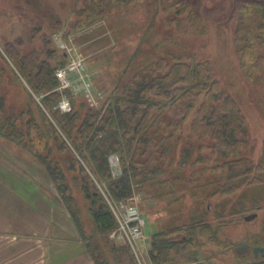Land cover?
I'll return each instance as SVG.
<instances>
[{
  "label": "rangeland",
  "instance_id": "rangeland-1",
  "mask_svg": "<svg viewBox=\"0 0 264 264\" xmlns=\"http://www.w3.org/2000/svg\"><path fill=\"white\" fill-rule=\"evenodd\" d=\"M175 1L181 4L183 0H133L121 6L114 4L110 6L106 19L84 25L81 24L86 19L81 11L83 0H0V94L4 96L8 110L16 116L24 113L18 120L19 126H25L30 119L39 128L47 143L43 155L48 154V159L59 164L67 176V183L72 186L83 234L95 237L100 247L97 254L102 255L108 264H113V242L117 245L126 243L118 238L108 239L107 235L100 236L96 231L87 210L88 203L79 190L81 179L78 183L73 182L74 177L80 178L81 175L74 160L79 161V158L70 144L66 143L65 147L60 141L55 142L50 129L52 117L41 102L44 95L37 96L31 91L9 59L7 49L21 57L35 53L40 62L53 67L61 60L60 45L73 47L70 49L73 56L84 60V78L90 84L94 101L92 105L86 97L71 94L74 111L82 114L88 108L102 114L106 112L118 84L135 71H143L159 57L166 56L168 51L177 55L191 54L198 61H207L218 90L232 97L244 116L247 136L242 157L248 163L257 164L264 160V45L256 53L259 63L255 67V62L248 64V68L243 69L234 44L240 10L236 3L240 0H185L204 20L206 29L203 33L192 31V24L190 29L186 28L189 19L180 24L172 22L176 13ZM249 1L264 3V0ZM248 71L251 75H246ZM123 75H126L125 79ZM72 83L77 84L73 80ZM79 89L78 93L82 94L84 91ZM65 95L71 103L67 93ZM187 123L185 136L174 148L177 158L186 143L193 147L198 144L193 137L186 135L190 133ZM26 148L0 137V167L7 168L9 178L14 175L15 180H8L6 186L10 185L23 196L25 192L17 183L26 179L28 183L38 184L47 198L61 203L45 167ZM71 153L76 156L73 158ZM116 156L120 161L119 171L113 179L121 177L124 171L121 156ZM70 160L75 168L69 172L66 162ZM191 172V168L184 171V183H175L176 191L172 194L165 189H161L163 193L152 192V189L144 192L138 185L131 186L132 193L123 202L135 206L145 220V240L135 253L132 251L136 263L151 264L149 252L154 234L168 231V239H179L187 230H180V234L175 232V227L189 223L205 209L207 228L197 230L192 248L195 264H264L262 254L253 255V248H264V173L261 185H247L224 193L222 183H225V177L219 176L221 170L194 172L190 177ZM95 182L88 183L90 189L96 188L105 197L104 183ZM205 183H208L205 188H194ZM252 214H256L254 219L244 220ZM241 247L243 250L239 251Z\"/></svg>",
  "mask_w": 264,
  "mask_h": 264
},
{
  "label": "trees",
  "instance_id": "trees-1",
  "mask_svg": "<svg viewBox=\"0 0 264 264\" xmlns=\"http://www.w3.org/2000/svg\"><path fill=\"white\" fill-rule=\"evenodd\" d=\"M131 1L83 0L81 11L86 19L81 24L106 19L111 5L121 6ZM175 3L176 13L172 22L180 24L189 19V27L186 28L190 29L192 24V31L205 32L204 20L190 9V2L183 0L181 4ZM236 6L240 10L234 44L242 68L246 69L254 62L255 67L260 61L257 50L264 45V3L240 0ZM167 53L118 84L103 114L89 108L84 114L74 111L73 96L68 92L72 109L62 114L55 109L61 94L57 91L54 71L64 65L65 56L61 53L60 62L51 67L46 62H40L35 53L21 57L7 49L9 59L31 91L37 96L44 95L41 102L52 117L50 129L55 142L70 144L78 156L79 161L71 153L81 173L80 178L74 177L73 182L78 183L81 179L79 190L88 203L91 221L98 234L107 235L108 239L116 231L117 222L107 200L123 202L131 195L132 185H138L144 192L152 189V192L163 193L161 189H165L172 194L176 191L175 183H184L182 174L190 168V177L194 172L221 170L219 176L225 177V183H222L224 193L247 185L262 184L264 160L252 164L242 157L247 136L244 116L235 100L218 90L211 65L207 61H198L191 54ZM123 76L125 79L126 75ZM23 114L21 112L16 116L8 110L5 98L0 94V137L27 147L25 150L41 162L93 263L108 264L102 255L97 254L100 247L95 237L83 234L72 186L67 183V176L59 164L48 159V154L43 155L47 143L39 128L30 119L25 126H19L18 120ZM186 123L190 125V133L186 135L193 137L198 144L193 147L186 143L177 158L174 148L177 141L185 136ZM115 154L121 156L124 171L121 177L113 179L108 157ZM66 166L69 172L75 168L72 160L66 162ZM96 180L104 183L105 197L96 188L90 189L88 183ZM215 183L220 185L218 181ZM207 185H196L194 188H205ZM204 210L189 223L175 227L178 233L187 230L179 239H168V231L153 235L149 252L151 264H195L194 239L199 230L207 228L204 219L207 213ZM114 243L111 245L113 264H137L128 244L119 246Z\"/></svg>",
  "mask_w": 264,
  "mask_h": 264
},
{
  "label": "crops",
  "instance_id": "crops-1",
  "mask_svg": "<svg viewBox=\"0 0 264 264\" xmlns=\"http://www.w3.org/2000/svg\"><path fill=\"white\" fill-rule=\"evenodd\" d=\"M9 174L0 167V264H94L63 203L26 179L22 196Z\"/></svg>",
  "mask_w": 264,
  "mask_h": 264
},
{
  "label": "built area",
  "instance_id": "built-area-1",
  "mask_svg": "<svg viewBox=\"0 0 264 264\" xmlns=\"http://www.w3.org/2000/svg\"><path fill=\"white\" fill-rule=\"evenodd\" d=\"M62 54L65 56L66 63L55 69L54 76L58 82L57 91L60 92L62 98L55 107L60 113L64 114L71 110V103L65 93H70L74 96L80 95L86 97L89 103L93 104V97L90 93V84L86 82L85 64L82 58L73 56L71 46L62 44L60 45ZM65 50V51H64ZM72 80L77 83L73 84ZM79 88L84 92L78 93ZM84 93V94H83ZM108 163L111 171L112 178L118 175L119 171V158L116 155L108 157ZM110 210L117 222V229L110 237L118 238L129 245L131 250L135 253L137 247L145 240L144 226L145 220L139 213L138 209L127 202L113 203L107 200Z\"/></svg>",
  "mask_w": 264,
  "mask_h": 264
},
{
  "label": "water",
  "instance_id": "water-1",
  "mask_svg": "<svg viewBox=\"0 0 264 264\" xmlns=\"http://www.w3.org/2000/svg\"><path fill=\"white\" fill-rule=\"evenodd\" d=\"M255 217H256V214H252V215H249V216L244 217V220L245 221H250V220L254 219ZM242 250H243V247H241L239 249V251H242ZM259 253L264 256V248H262V247H255V248H253V255H254V257H257Z\"/></svg>",
  "mask_w": 264,
  "mask_h": 264
}]
</instances>
